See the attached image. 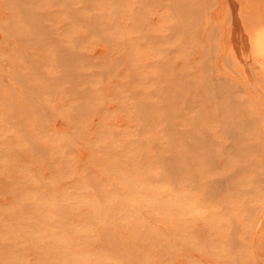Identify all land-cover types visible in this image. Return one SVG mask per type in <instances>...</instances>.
<instances>
[{
    "label": "rangeland",
    "instance_id": "374dc122",
    "mask_svg": "<svg viewBox=\"0 0 264 264\" xmlns=\"http://www.w3.org/2000/svg\"><path fill=\"white\" fill-rule=\"evenodd\" d=\"M0 264H264V0H0Z\"/></svg>",
    "mask_w": 264,
    "mask_h": 264
}]
</instances>
